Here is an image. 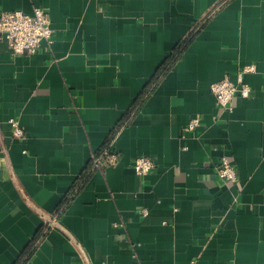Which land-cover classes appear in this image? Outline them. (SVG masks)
<instances>
[{"label":"crops","instance_id":"1","mask_svg":"<svg viewBox=\"0 0 264 264\" xmlns=\"http://www.w3.org/2000/svg\"><path fill=\"white\" fill-rule=\"evenodd\" d=\"M36 5L51 44L15 54L0 40V264L32 242L23 264H264V0H0V12ZM246 64L250 96L222 106L212 83ZM106 148L118 164L94 165ZM140 154L156 164L145 175ZM222 155L237 181L217 175Z\"/></svg>","mask_w":264,"mask_h":264},{"label":"built area","instance_id":"2","mask_svg":"<svg viewBox=\"0 0 264 264\" xmlns=\"http://www.w3.org/2000/svg\"><path fill=\"white\" fill-rule=\"evenodd\" d=\"M53 37L54 29L50 13L41 6H34L31 13L22 9L2 10L0 12V40H6L10 50L15 54L34 53L43 40L51 44ZM256 69L255 64H246L238 71L235 77L226 74L220 80L213 82L211 87L218 102L224 107L231 108V101L238 94L243 97L250 96L252 86L244 81V74L254 72ZM11 123L13 124V136L17 138L23 137L25 131L19 119L12 118ZM200 125L201 117L195 116L191 118L185 131L191 132ZM119 160L120 154L109 148L104 149L101 155L93 156L94 165H116ZM132 167L138 174L145 175L152 171L156 164L151 157L140 154L134 158ZM215 169L217 175L223 180L233 182L238 180L236 166L226 155H222L219 158ZM147 212L148 210L145 209L144 214H147ZM53 222V218L48 219L49 226Z\"/></svg>","mask_w":264,"mask_h":264},{"label":"trees","instance_id":"3","mask_svg":"<svg viewBox=\"0 0 264 264\" xmlns=\"http://www.w3.org/2000/svg\"><path fill=\"white\" fill-rule=\"evenodd\" d=\"M182 45L183 44H180L178 46V52L180 51V49L182 48ZM178 53H175L174 56H172V58L170 57L166 63H164V65L162 66V68L159 70L158 72V75L154 78V82H156L157 80L161 79L164 75H165V72L169 69V67L174 63V61L176 60L177 58V55ZM136 108H132L131 111H134ZM125 122V119L122 121V123ZM121 123V124H122ZM120 124V125H121ZM37 238V237H36ZM36 238H34L35 240H37ZM33 245H34V242L31 243L30 245V249H28V252L29 250L31 251L33 249ZM27 252V254H25L21 259L20 261L17 263V264H23L24 262L27 261L28 257L30 256V254Z\"/></svg>","mask_w":264,"mask_h":264}]
</instances>
